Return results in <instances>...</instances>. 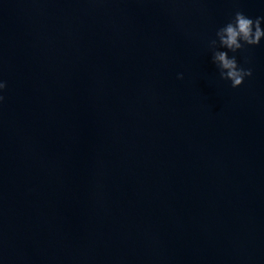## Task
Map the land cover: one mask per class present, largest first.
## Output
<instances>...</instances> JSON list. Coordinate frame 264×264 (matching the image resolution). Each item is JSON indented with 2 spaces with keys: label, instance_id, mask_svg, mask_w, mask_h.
<instances>
[{
  "label": "water",
  "instance_id": "95a60500",
  "mask_svg": "<svg viewBox=\"0 0 264 264\" xmlns=\"http://www.w3.org/2000/svg\"><path fill=\"white\" fill-rule=\"evenodd\" d=\"M236 11L0 0V264H264V38L218 49L238 88L209 47Z\"/></svg>",
  "mask_w": 264,
  "mask_h": 264
},
{
  "label": "clouds",
  "instance_id": "9594fccd",
  "mask_svg": "<svg viewBox=\"0 0 264 264\" xmlns=\"http://www.w3.org/2000/svg\"><path fill=\"white\" fill-rule=\"evenodd\" d=\"M264 16L250 18L242 11H236L233 18L219 28L216 32V38L209 41V47L213 50L212 62L220 70V78L231 81L232 88H238L244 83L246 77H251L253 72L251 68L241 67L235 55L231 57L228 51L236 53L245 48V46L259 45L264 38ZM217 40L219 43H217ZM219 48L228 51L218 50ZM178 79H183V74H178ZM6 82L0 80V103L3 102V92L6 89Z\"/></svg>",
  "mask_w": 264,
  "mask_h": 264
}]
</instances>
